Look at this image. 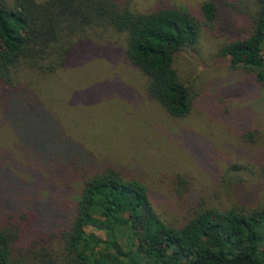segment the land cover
<instances>
[{
  "label": "trees",
  "instance_id": "1",
  "mask_svg": "<svg viewBox=\"0 0 264 264\" xmlns=\"http://www.w3.org/2000/svg\"><path fill=\"white\" fill-rule=\"evenodd\" d=\"M205 35L220 41L214 57L264 86V0H204L196 11L160 1L148 12L133 10L128 0H0V123L14 121L26 134L28 112L36 110L37 118L43 108L36 107L39 84L89 53L91 43L103 51L121 43L146 97L185 118L196 94L176 64ZM241 138L251 146L264 139L255 129ZM82 146L57 133L32 145L62 155L50 176L70 190L79 178L77 191L57 210L55 227H39L30 207L4 211L0 264H264V201L244 196L237 165L204 194L196 193L192 176L175 174L171 190L185 213L173 221L156 211L144 183L100 165ZM258 166L264 185V161Z\"/></svg>",
  "mask_w": 264,
  "mask_h": 264
},
{
  "label": "rangeland",
  "instance_id": "2",
  "mask_svg": "<svg viewBox=\"0 0 264 264\" xmlns=\"http://www.w3.org/2000/svg\"><path fill=\"white\" fill-rule=\"evenodd\" d=\"M128 1L133 10L148 12L160 1L196 11L204 0ZM219 43L205 35L177 60L179 75L196 94L182 119L146 97L143 78L125 60L121 43L107 51L89 44V53L39 84L36 107L43 108L37 118L32 117L36 110L28 112L31 116L21 126L28 134L20 133L14 121L0 123V215L30 207L40 215L39 227L59 224L57 210L77 191L79 178L70 184L72 190L61 179L54 182L49 167H62V155L32 147L56 133L81 143L100 165L120 168L144 183L156 211L173 221L185 213L171 190L177 173L192 176L196 193L204 194L203 188L218 185L222 176L234 173L226 170L237 165L247 188L244 196L264 201V185L256 178L259 160L264 161V139L251 146L241 138L249 129L264 137V86L214 57Z\"/></svg>",
  "mask_w": 264,
  "mask_h": 264
}]
</instances>
